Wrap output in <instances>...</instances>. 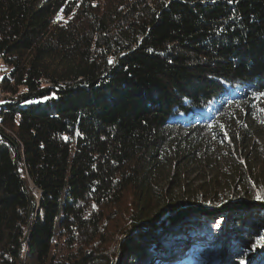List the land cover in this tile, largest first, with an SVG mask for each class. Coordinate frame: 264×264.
I'll list each match as a JSON object with an SVG mask.
<instances>
[{
	"label": "trees",
	"instance_id": "1",
	"mask_svg": "<svg viewBox=\"0 0 264 264\" xmlns=\"http://www.w3.org/2000/svg\"><path fill=\"white\" fill-rule=\"evenodd\" d=\"M0 59V264H180L131 232L264 197V0H0ZM218 221L264 255V210Z\"/></svg>",
	"mask_w": 264,
	"mask_h": 264
},
{
	"label": "rangeland",
	"instance_id": "2",
	"mask_svg": "<svg viewBox=\"0 0 264 264\" xmlns=\"http://www.w3.org/2000/svg\"><path fill=\"white\" fill-rule=\"evenodd\" d=\"M4 72L3 64L0 59V77ZM0 100H3L2 97ZM233 211L231 213H234ZM231 213H228L231 214ZM223 215H210L208 217L214 218V232L199 234L195 231L193 226V219L200 218L203 220L204 215H190L183 219H180L176 223L148 226L152 227L149 233L152 238L151 242L154 243L159 241L163 247V250H159V253L155 252V259L158 257L167 256L170 253V256L166 257L167 260L172 258H178L182 264V261L187 260L188 256L193 257V264H236L238 262L231 261L229 254L226 249V233L223 231L225 224L218 221V218ZM192 232V234H191ZM127 240V239H125ZM159 248V247H158ZM188 248L197 249L193 253L186 254ZM157 248L154 247V250ZM230 249V248H229ZM232 250V249H231ZM260 254V252H259ZM154 259V260H155ZM163 261V260H162ZM165 261V260H164ZM116 264H134L132 260H129L128 256H118L115 259ZM187 262V261H186ZM245 264H264V255L258 257V254L249 255Z\"/></svg>",
	"mask_w": 264,
	"mask_h": 264
},
{
	"label": "water",
	"instance_id": "3",
	"mask_svg": "<svg viewBox=\"0 0 264 264\" xmlns=\"http://www.w3.org/2000/svg\"><path fill=\"white\" fill-rule=\"evenodd\" d=\"M250 209L264 210V202L262 200H253L251 202L242 199H236L232 201H225L219 204L216 208H207L198 204H188L177 206L170 210H164L157 216V222L153 225H159L160 223L171 224L176 223L180 219H183L190 215H219L228 214L233 211H247ZM155 225V226H156ZM152 227H147L144 224L140 228L132 231L131 233L151 232Z\"/></svg>",
	"mask_w": 264,
	"mask_h": 264
},
{
	"label": "snow or ice",
	"instance_id": "4",
	"mask_svg": "<svg viewBox=\"0 0 264 264\" xmlns=\"http://www.w3.org/2000/svg\"><path fill=\"white\" fill-rule=\"evenodd\" d=\"M213 2L215 3V0H213ZM233 2H234V0H228V3H233ZM61 11H63V9H61ZM109 63H112V61L110 60ZM262 97H264V92H262V93H258V94L256 95V99H258V100H259L260 98H262ZM26 102H27V103H30L31 101H26ZM2 103H5V101L0 100V104H2ZM262 111H264V109H262ZM256 199L261 200V199H264V197L258 195V196L256 197ZM259 246H260V245H257V247H259ZM241 264H244V262L242 261Z\"/></svg>",
	"mask_w": 264,
	"mask_h": 264
},
{
	"label": "bare ground",
	"instance_id": "5",
	"mask_svg": "<svg viewBox=\"0 0 264 264\" xmlns=\"http://www.w3.org/2000/svg\"><path fill=\"white\" fill-rule=\"evenodd\" d=\"M0 85H1V79H0ZM2 97V95H1V92H0V98ZM3 105V103L2 104H0V106H2Z\"/></svg>",
	"mask_w": 264,
	"mask_h": 264
}]
</instances>
